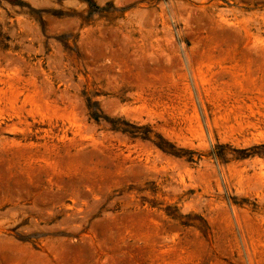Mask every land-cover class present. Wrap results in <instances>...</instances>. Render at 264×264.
I'll use <instances>...</instances> for the list:
<instances>
[{"label": "rangeland", "instance_id": "1", "mask_svg": "<svg viewBox=\"0 0 264 264\" xmlns=\"http://www.w3.org/2000/svg\"><path fill=\"white\" fill-rule=\"evenodd\" d=\"M0 264H264V0H0Z\"/></svg>", "mask_w": 264, "mask_h": 264}]
</instances>
